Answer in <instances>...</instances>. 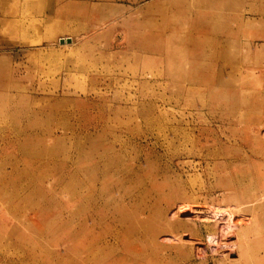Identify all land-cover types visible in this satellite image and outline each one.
Returning <instances> with one entry per match:
<instances>
[{"label":"rangeland","instance_id":"rangeland-1","mask_svg":"<svg viewBox=\"0 0 264 264\" xmlns=\"http://www.w3.org/2000/svg\"><path fill=\"white\" fill-rule=\"evenodd\" d=\"M68 2L0 22V264H264V0Z\"/></svg>","mask_w":264,"mask_h":264},{"label":"crops","instance_id":"crops-1","mask_svg":"<svg viewBox=\"0 0 264 264\" xmlns=\"http://www.w3.org/2000/svg\"><path fill=\"white\" fill-rule=\"evenodd\" d=\"M29 5H32V8L28 10L27 6ZM70 6L71 4L68 0H0L1 27L4 29V25L7 23L13 26L12 29L24 31L25 20L30 19L35 20L36 24H39L41 21L45 24L47 21L53 22L59 20L64 29L70 13V10H68ZM37 29L40 28L37 27ZM18 40V43L10 42L8 44L22 45V39L19 38Z\"/></svg>","mask_w":264,"mask_h":264},{"label":"bare ground","instance_id":"bare-ground-1","mask_svg":"<svg viewBox=\"0 0 264 264\" xmlns=\"http://www.w3.org/2000/svg\"><path fill=\"white\" fill-rule=\"evenodd\" d=\"M70 38H68L67 40H69ZM67 40L66 39H61V41H63V42H67ZM71 40V39H70Z\"/></svg>","mask_w":264,"mask_h":264}]
</instances>
